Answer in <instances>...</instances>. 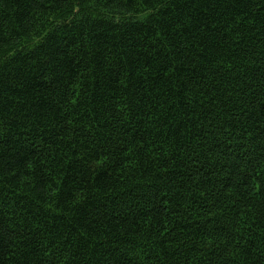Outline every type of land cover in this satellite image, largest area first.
Listing matches in <instances>:
<instances>
[{
  "label": "trees",
  "instance_id": "1",
  "mask_svg": "<svg viewBox=\"0 0 264 264\" xmlns=\"http://www.w3.org/2000/svg\"><path fill=\"white\" fill-rule=\"evenodd\" d=\"M0 264H264V0H0Z\"/></svg>",
  "mask_w": 264,
  "mask_h": 264
}]
</instances>
